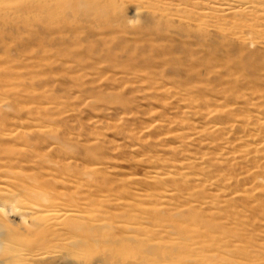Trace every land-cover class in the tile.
Here are the masks:
<instances>
[{"label":"rangeland","instance_id":"obj_1","mask_svg":"<svg viewBox=\"0 0 264 264\" xmlns=\"http://www.w3.org/2000/svg\"><path fill=\"white\" fill-rule=\"evenodd\" d=\"M178 2L234 33L236 50L264 48V0ZM122 4L129 54L97 27L71 45L50 36L39 0H0V264H107L108 249L140 243L193 256L214 215H261L264 75L237 73L232 101L181 70L130 72L148 41L131 32L145 24L136 4ZM174 28L166 44H184Z\"/></svg>","mask_w":264,"mask_h":264},{"label":"bare ground","instance_id":"obj_2","mask_svg":"<svg viewBox=\"0 0 264 264\" xmlns=\"http://www.w3.org/2000/svg\"><path fill=\"white\" fill-rule=\"evenodd\" d=\"M39 1L41 5L36 13L38 12L39 15H41L44 24L47 25L50 31V36L55 34H61L63 36L62 38L69 36L71 43L68 42V40L64 41H67L68 44L71 45L78 40L79 33L82 30L85 29L86 31V29H88L90 31L91 28L97 27L103 30V36L108 37V42L116 41L118 44L120 43L119 46L122 47L124 54H129L131 48H129V44H123L127 42L126 38H116V35L125 26L124 13L126 12H124L120 5L122 2L136 4V8L133 12L137 17H140L138 19H141L145 24L143 27L131 32H134L133 34L137 40L139 35H143V38H145L143 40H147L148 42L139 49L142 57L135 58V66L127 67L129 68L128 71H134L136 67L141 64L144 65L146 68L145 70L149 71L148 76L153 69H158L159 67L164 68L166 66L172 70H181L187 75L186 85L197 83L210 86L209 84H211L218 96H226L225 100H234V95L239 94V91L236 90L240 86L237 87L239 81L236 82L237 80L234 76L242 72L243 69L246 70L245 72L252 74L251 76L254 74V79L257 75H264V48L262 50L256 49L251 52H246V47H243L244 45H239L240 48L236 50L238 45L237 38L235 39L233 37L234 33L226 30L216 31V29H214L216 32L214 30H208L207 27H209V25L203 21L205 15L177 8L185 5L179 2L174 3L178 0ZM53 3L54 5H52ZM123 5L124 4H122V6ZM169 6H171V10H173L171 12H174L172 15L176 17L175 21L168 17L167 13L170 10ZM171 27H177L176 29L180 28L182 33H180L181 36L186 38L185 43L182 41L184 44L173 46L166 44L167 42L165 41L167 39L164 37L163 33ZM127 31L128 28L124 32ZM174 32L172 33L174 34ZM176 32L179 33V31ZM89 35L90 37L92 36L90 32ZM172 37L170 38L173 39ZM174 37H176V35H174ZM174 40H176V38ZM128 42L130 41L128 40ZM154 43L159 44V46L154 45ZM235 45H237L236 48L234 47ZM159 72L160 71L157 73ZM153 73L151 74L153 75ZM250 74L247 76L246 83L251 77ZM257 79L260 81L259 78ZM177 81H174L177 85L182 83H178ZM258 81L255 79L254 82L259 84ZM254 82L253 84H255ZM183 84L184 83H182V85ZM258 84L253 85L254 93L263 90L261 86H264V81L261 86ZM182 85L181 87L185 86ZM250 86L251 85H249V87ZM241 87L244 88L245 86L241 84ZM249 89L252 90V86ZM262 96L263 95H261V97ZM247 98L248 97H246V99ZM249 98L247 99L248 102L251 100V98ZM259 98L260 97H258V99ZM253 100L254 98L252 101ZM235 102L238 101L235 100ZM226 116L232 119V113H227ZM34 188V190H30V195L44 192V187L42 185H39L38 188ZM48 196L50 200L54 199V197L56 198V196L50 197L53 195ZM45 201V204H41L43 207L48 209L55 208L54 210H57L55 211L57 213L64 212V217L74 212L65 209H56V205H47L49 201ZM257 207L260 209L258 211H260L261 215H214L210 230L198 234L196 244L199 246L198 249L195 250L193 256L179 257V255L161 253L160 250H152L153 248L150 249L147 244L140 243L138 246L132 248L126 247V250H124L122 246L120 252L108 249L107 256L109 257H107V264H161L162 262H166V264H191L194 262L196 264H264V204H260ZM248 209L251 212L257 208L249 206ZM150 250H152V252Z\"/></svg>","mask_w":264,"mask_h":264}]
</instances>
